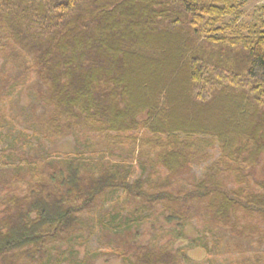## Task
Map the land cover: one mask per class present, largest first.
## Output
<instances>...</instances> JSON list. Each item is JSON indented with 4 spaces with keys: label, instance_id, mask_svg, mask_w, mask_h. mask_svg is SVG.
<instances>
[{
    "label": "trees",
    "instance_id": "trees-1",
    "mask_svg": "<svg viewBox=\"0 0 264 264\" xmlns=\"http://www.w3.org/2000/svg\"><path fill=\"white\" fill-rule=\"evenodd\" d=\"M243 6L0 0V105L14 95L13 121L0 115V264H60L90 236L93 212L127 264H188L170 241L141 243L128 226L156 210L177 231L196 220L221 256L211 264H264V178H255L264 157V5L249 24ZM18 87L32 96L26 107ZM88 134L87 152L64 157L39 139L79 145ZM201 164L195 181L179 184ZM116 191L123 198L107 207ZM204 239L195 246L209 253Z\"/></svg>",
    "mask_w": 264,
    "mask_h": 264
},
{
    "label": "rangeland",
    "instance_id": "rangeland-1",
    "mask_svg": "<svg viewBox=\"0 0 264 264\" xmlns=\"http://www.w3.org/2000/svg\"><path fill=\"white\" fill-rule=\"evenodd\" d=\"M243 21L244 24L253 23L259 20L260 12L257 10L259 6L264 5V0H243ZM2 61L3 56L0 53V75H3L2 71ZM32 75H29L27 81L32 80ZM14 94L17 95L19 104L23 106H28L32 101V96L29 91L24 87H18ZM11 100L3 102L0 105V115H2L9 122L13 121V118L10 116L12 109V99L14 95L10 97ZM17 120H20L18 118ZM16 129L23 130V127L18 123L13 122ZM5 130V127L0 126V131ZM24 133L30 134V131L23 130ZM79 145H76V141L73 137H67L56 143H50L44 138H39L41 140V147L46 149L47 153L51 157H64V156H73L77 153H84L87 150L85 149L86 144L82 141L84 139L89 140V134L83 137H78ZM81 138V139H80ZM83 139V140H82ZM82 140V141H81ZM33 141H35L33 139ZM4 145L0 143V147ZM90 150V149H89ZM215 155L218 154L217 148H214ZM88 155V154H86ZM111 160L117 159V156L111 157ZM203 164L192 166L190 172L188 173L187 180L180 181V185L183 187H188L193 181H195L202 173ZM132 169L134 170V175L138 176L140 173L139 167L135 166L133 163ZM132 177V178H133ZM255 178L262 179L264 178V157L261 160V163L256 167ZM123 198L121 191H116L112 193L107 198L106 206L111 207L114 203ZM92 219L89 223L90 225V236L85 239L84 235L79 236L74 245V251L72 253H62L60 257V264H82L83 261H90L92 264H127L124 260L117 258L116 251L113 249L111 244L103 241L102 233L100 228L97 226V223L94 222V219L98 216L97 212L89 214ZM96 220V219H95ZM129 227L134 230L137 239L141 243H146L152 240H159L161 242L171 243L174 249H178L186 252L188 256V264H211L210 261H217L221 259L215 251L212 252V237L208 234L201 233V226L196 220H192L191 224L186 226L183 231H177L170 226L164 225L162 218L160 217L159 210H156L155 213L141 218L140 220L134 222L133 224L128 223ZM200 236L206 237V239L201 240L202 242H209L208 249L209 253L206 252L202 247L195 246L198 245V240ZM194 246V247H193ZM61 250L66 249V245L60 246ZM68 256L71 259V262L68 260ZM82 261V262H81Z\"/></svg>",
    "mask_w": 264,
    "mask_h": 264
}]
</instances>
